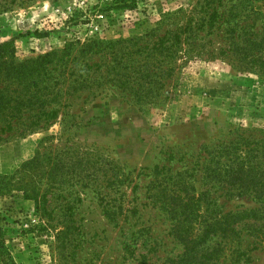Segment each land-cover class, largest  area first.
Segmentation results:
<instances>
[{
    "label": "trees",
    "instance_id": "trees-1",
    "mask_svg": "<svg viewBox=\"0 0 264 264\" xmlns=\"http://www.w3.org/2000/svg\"><path fill=\"white\" fill-rule=\"evenodd\" d=\"M35 1L0 0V13ZM258 1L264 0H195L190 10L179 6L161 13L156 25L141 34L84 41L67 38L60 48L22 58L16 56L14 39L0 42V141L46 130L59 117L63 123L72 116L73 104L89 103L106 90L142 110L163 105L176 93L179 73L189 61L219 60L230 72L264 77V16L255 7ZM141 3L144 0L100 1L90 9L91 14L104 12L112 20L120 12L138 11ZM76 14L67 20V28L79 21ZM85 19L89 20L88 15ZM50 33L44 28L18 36L41 38ZM80 153L77 145L49 144L14 173L0 175V189L14 181L26 197L38 203L37 185L42 178L52 184L60 174L67 181L77 169L87 167ZM193 159L191 167L181 170L155 166L146 190L149 204L170 220L169 233L182 247L161 264H216L227 256L230 263H236L246 256L241 249L250 245H243L244 232L254 238L251 248L264 242V129H236L201 143ZM110 171H114L111 164L103 174ZM196 172L200 187L191 179ZM113 173L105 177L109 185L116 181L128 185L131 180L126 173L120 178ZM102 196V213L114 225L118 218L137 213L130 200L117 203L107 199L110 193ZM233 197H248L257 205L224 210L217 204L220 198ZM144 229L150 228L130 233L133 241L124 249L127 257L134 256L129 244H136ZM139 257L147 263L146 253ZM0 262L14 264L2 229Z\"/></svg>",
    "mask_w": 264,
    "mask_h": 264
},
{
    "label": "rangeland",
    "instance_id": "rangeland-1",
    "mask_svg": "<svg viewBox=\"0 0 264 264\" xmlns=\"http://www.w3.org/2000/svg\"><path fill=\"white\" fill-rule=\"evenodd\" d=\"M100 1L110 0H38L1 12L0 42L14 39L19 58L44 54L60 48L67 38L84 41L88 37L141 34L156 25L161 13L179 6L190 10L195 3L144 0L138 11L120 12L110 20L104 12L91 14L90 8ZM255 7L264 16V1L256 2ZM75 13L79 21L67 28V20ZM44 28L51 30L48 36H18ZM177 82L176 93L163 105L142 110L106 90L89 103L80 100L73 104L72 116L65 117L63 123L59 117L46 130L0 141V175L14 173L23 161L49 144L77 145L82 161H87L83 171L77 169L71 178L64 175L67 181H62L60 174L52 184L42 178L37 185L38 203L26 197L14 181L3 184L0 229L14 264H143L140 253L147 254L146 264H161L165 257L182 251L169 233L170 220L149 204L146 190L154 167L173 171L191 167L201 143L228 136L236 129H264V77L230 72L219 60H195L184 65ZM89 161L95 164L91 166ZM110 164L114 173L104 175ZM112 173L117 178L126 173L131 180L128 185L117 181L109 185L105 177ZM191 179L200 187L199 172ZM105 193L117 203L130 200L137 213L128 219L118 218L114 225L101 210ZM217 204L224 210L257 205L248 197L220 198ZM144 226L150 229L143 230L136 244H129L128 249L135 252L127 257L124 249L133 241L130 233ZM253 239L244 232L243 245L250 244L241 249L246 256L236 263H230V256L221 257L216 264H264V242L251 248Z\"/></svg>",
    "mask_w": 264,
    "mask_h": 264
}]
</instances>
